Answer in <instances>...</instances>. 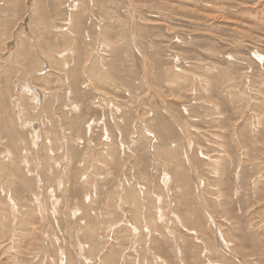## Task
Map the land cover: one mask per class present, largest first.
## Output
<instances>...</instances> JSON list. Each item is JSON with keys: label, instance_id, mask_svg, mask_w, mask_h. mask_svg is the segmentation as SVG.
Returning a JSON list of instances; mask_svg holds the SVG:
<instances>
[{"label": "rangeland", "instance_id": "obj_1", "mask_svg": "<svg viewBox=\"0 0 264 264\" xmlns=\"http://www.w3.org/2000/svg\"><path fill=\"white\" fill-rule=\"evenodd\" d=\"M0 86V264H264V0H0Z\"/></svg>", "mask_w": 264, "mask_h": 264}, {"label": "bare ground", "instance_id": "obj_2", "mask_svg": "<svg viewBox=\"0 0 264 264\" xmlns=\"http://www.w3.org/2000/svg\"><path fill=\"white\" fill-rule=\"evenodd\" d=\"M76 10H77V9H76ZM79 15H81V14H79ZM100 19H101V18H100ZM87 25H88V24H87ZM67 29H68V28H67ZM67 29H66V30H67ZM62 30H63V29H62ZM63 31H64V30H63ZM16 41H17V40H16ZM17 43H18V42H17ZM14 44H15V42H14ZM12 45H13V44H12ZM68 55H69V54H68ZM58 56H59V55H58ZM16 59H17V58H16ZM67 68H68V67H67ZM73 73H74V72H73ZM5 76H6V75H5ZM7 77H9V76H7ZM28 82H29V81H28ZM22 84H23V83H22ZM20 86H21V85H20ZM0 87H1V86H0ZM33 88H34V87H33ZM67 88H68V87H67ZM19 90H20V92H18V94H19V93L23 94V92H24V93H25V92H29V93H31V95H32V99L36 102V104H38L39 102H41V101H40V99H41L40 96H41L42 93H41V94L39 93L40 90L32 89L29 85H23L21 88H19ZM69 90H70V89H69ZM69 93H70V92H69ZM46 95H47V94H46ZM19 96H20V95H19ZM25 96H26V95H25ZM16 97H17V96H16ZM26 97H27V96H26ZM41 97H43V96H41ZM17 98L19 99V97H17ZM21 98H22V97H21ZM18 99L15 101L14 105H16V104H18V105L21 104V103L19 102ZM23 100H24V97H23ZM21 102H23V101L21 100ZM31 102H32V101H31ZM42 102H44V100H43ZM42 102H41V103H42ZM22 104H23V103H22ZM22 104H21V105H22ZM21 105H20V106H21ZM78 106H79V105H77V107H78ZM16 107H17V106H16ZM42 108H43V107H42ZM23 109H24V106H23ZM18 110H19L18 117H19V119H20L19 121H21V123H24L21 119H22V116L26 114V112H25V114H24V110L26 111V109H24L23 112H22V110H21L20 107H19ZM20 112H22V116L19 115ZM25 117H26V116H24L23 118H25ZM175 122H176V121H175ZM22 126H23V125H22ZM26 126H28V125H26ZM32 126H33V125H32ZM23 127H24V126H23ZM24 128H25V127H24ZM34 128H35V127H34ZM41 128H42V127H41ZM144 129H145V128H144ZM35 130H37V129H35ZM39 131H40V130H39ZM39 131H38V132H39ZM145 131L147 132V129H145ZM38 132H37V131L34 132V133H36L35 136H37V137H38ZM148 132H150V130H149ZM150 133H151V132H150ZM42 135H43V134H42ZM37 137H36V138H37ZM37 140H38V139H37ZM39 140H40V139H39ZM35 141H36V140H35ZM33 142H34V141H33ZM189 143H190V142H189ZM33 144H34V143H33ZM35 145H36V143H35ZM191 146H192V145H191ZM6 149H7V148H6ZM1 152H2V151H1ZM4 153H5V152H4ZM6 153H8V154H4V155L7 156V157H9V160H8V159H7V160L10 161V164H14V163L17 164L16 161H15V159H14V156L12 155V152H11V150H9V148H8V151H7ZM187 155H188V152H187ZM5 156H4V157H5ZM1 157H2V156H1ZM4 157H3V158H4ZM7 157H6V158H7ZM187 158H188V157H187ZM188 159H189V158H188ZM23 160H24V159H23ZM8 161H7V162H8ZM24 162H26V161H24ZM188 162H189V160H188ZM189 164H190V163H189ZM190 165H191V164H190ZM38 176H39V175H38ZM202 181H203V180H202ZM200 185H201V184H200ZM13 205H14V204H13ZM14 206H15V205H14ZM41 209H42V208H41ZM46 209H47V208H46ZM163 216H164V214H163ZM134 229H135V228H134ZM222 237H223V235H222ZM223 239H224V241H225V238H223ZM225 243H226V242H225Z\"/></svg>", "mask_w": 264, "mask_h": 264}]
</instances>
